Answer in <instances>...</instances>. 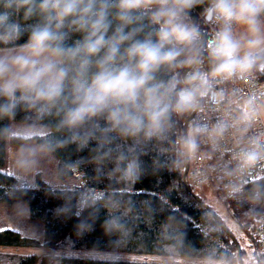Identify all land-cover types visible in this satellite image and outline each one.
<instances>
[{
    "label": "clouds",
    "instance_id": "1",
    "mask_svg": "<svg viewBox=\"0 0 264 264\" xmlns=\"http://www.w3.org/2000/svg\"><path fill=\"white\" fill-rule=\"evenodd\" d=\"M258 74L264 0H0V121L13 122L0 128V138L20 143L22 173L74 144L92 153L98 173L131 184L143 174L150 146L160 156L174 152L171 167L179 169L206 142L212 153L231 157L220 171L226 195L236 199L249 174L264 169V130L256 128L264 120V88L237 100L224 86ZM205 110L219 116L202 119ZM186 116V131L173 139L177 118ZM233 134L229 150L223 145ZM103 199L89 190L74 211L66 205L58 212L79 216ZM247 202L264 220L256 209L264 182L251 186ZM105 230L126 234L117 216ZM166 251L167 264H257L250 253L217 247L190 259L175 245Z\"/></svg>",
    "mask_w": 264,
    "mask_h": 264
},
{
    "label": "trees",
    "instance_id": "2",
    "mask_svg": "<svg viewBox=\"0 0 264 264\" xmlns=\"http://www.w3.org/2000/svg\"><path fill=\"white\" fill-rule=\"evenodd\" d=\"M201 11V8L194 9L193 18L198 19ZM26 40L27 35L17 43ZM255 78L264 86V75L258 74ZM23 116L24 113L18 114L16 120L21 121ZM187 118H177L173 139L186 131ZM9 122L0 121V128ZM7 143L8 140L0 138V167L5 164ZM51 155L56 160L53 173L57 181L66 182L72 168H76L87 184L104 189V199L85 208L79 216L63 214L58 209L66 205L75 210V189L61 183L50 184L38 172L32 183H24L0 170V203L9 205L22 201L28 207V218L42 223L39 238L21 235L16 229L1 228L0 264H167L107 259L97 255L103 251H115L168 256L166 249L172 245L186 259L201 250L217 247L235 251L241 256L250 253L257 264H264L256 239L257 219L249 213L252 206L247 202L251 186L264 182V177L244 182V195L236 199L218 191L238 226L237 235L213 207L194 192L187 181V174L183 179L185 166L179 169L171 167L174 152L160 156L150 146L147 154L142 156L143 174L131 184L98 173L92 153L87 149L78 151L74 144ZM111 168V164L106 165L105 173ZM212 185L216 188L214 183ZM256 209L262 214L264 204L257 205ZM111 216L121 218L126 234L106 232L105 221Z\"/></svg>",
    "mask_w": 264,
    "mask_h": 264
},
{
    "label": "built area",
    "instance_id": "3",
    "mask_svg": "<svg viewBox=\"0 0 264 264\" xmlns=\"http://www.w3.org/2000/svg\"><path fill=\"white\" fill-rule=\"evenodd\" d=\"M229 90L235 92V99L242 100L243 97L255 92L258 88H264L263 83L258 81L255 77L251 78L247 83L243 80L236 81L225 85ZM219 116V113L214 111L205 110L200 118L207 119L209 121H215ZM257 129L264 130V121L262 120L257 126ZM255 131V129L253 130ZM253 133H249L251 135ZM235 135H230L224 141V147L232 150L234 148ZM231 157L229 155H223L220 152L212 153L206 142L201 143V149L197 157L189 163L187 169V179L196 186L207 187L215 184L218 191L227 196L224 185L227 181L221 179V167L225 162L229 161ZM264 177V169L258 170L255 174H249L247 180H256ZM65 187L75 189L77 191V202L82 193H86L89 190H95L97 192L104 193V189L95 187L87 184L81 173L76 169L72 168L69 178L63 183ZM53 187V185H50ZM77 204V203H76ZM264 215V212L261 214ZM256 239L258 250L264 258V220H256L255 223Z\"/></svg>",
    "mask_w": 264,
    "mask_h": 264
},
{
    "label": "rangeland",
    "instance_id": "4",
    "mask_svg": "<svg viewBox=\"0 0 264 264\" xmlns=\"http://www.w3.org/2000/svg\"><path fill=\"white\" fill-rule=\"evenodd\" d=\"M16 122H20V121L16 120ZM10 123H13V122L10 121L9 124ZM51 156H52L51 154L41 156L39 160L38 168L36 170H40L44 172L45 174L44 177L50 180L49 182L47 181L48 183L53 184V185H56V183L63 184L65 183L64 181L59 182L57 180H53V181L51 180L52 178L51 175L54 174L53 172H54V167H55V162H54L55 159L52 158L53 156L52 157ZM14 168H17L16 165ZM8 169L9 168H7V171L10 172ZM35 172L36 171H34V173ZM187 181L189 182V184L191 183L189 179H187ZM190 186L193 188L194 192L202 196L204 201L208 203L210 206H212L213 209L222 217L225 223L237 235H239L238 226L236 225V223L230 216L229 210L224 206L220 198V195H218L219 193L218 190L213 185L207 186L205 188L203 186H196L191 183ZM12 207L14 208H12L11 211H2L1 216H5L6 214L10 213L12 217L15 216V223L13 222L11 223L10 221H8L6 224H8L10 227H11L10 224H12L21 235L32 236L33 238H36V237L39 238L42 234V223L38 221H34L36 223L31 222V220L28 218L27 215L24 216L23 214L24 212H22V209H20L19 206H12ZM4 219L6 218L4 217ZM19 219L21 221H19ZM97 256L107 258V259L129 260V261H140V262H143V261L167 262V258H168V256H164V255L131 254V253H126V252H115V251L114 252H111V251L104 252L103 251V252L98 253Z\"/></svg>",
    "mask_w": 264,
    "mask_h": 264
},
{
    "label": "crops",
    "instance_id": "5",
    "mask_svg": "<svg viewBox=\"0 0 264 264\" xmlns=\"http://www.w3.org/2000/svg\"><path fill=\"white\" fill-rule=\"evenodd\" d=\"M19 148H20V144H14V143L8 141L7 148H6V160H5V164L2 167H0V170L3 171V172H7L9 174H12L18 180H20L21 182H24V183H32L33 180H34V174L36 172H40L39 173V176L43 180L49 182L50 180H48L46 177H44V175H45L44 172H42L40 170H36L35 173L34 172H30V173L26 174V173L20 172L17 168H14L15 165H16L17 152H18ZM52 158H54V157H52ZM54 162L56 163V160H54ZM7 168H9L8 170L10 172L7 171ZM53 175H51L52 176V178H51L52 181L53 180H56L55 176L53 177ZM12 206H19L20 209H22V212H24L23 213L24 216H26V215L28 216V207H27V205L25 203H22L21 201L14 202L13 204H9V205L8 204L0 203V229L1 228H11V229H15V227L12 224H10L11 227L8 224H6L8 221H10L11 223L12 222L15 223V216L12 217L10 215V213L6 214L5 216H1L2 211H11L12 208H14ZM16 208H18V207H16ZM4 217L6 219H4ZM19 221H21V220L19 219ZM31 222H34V221H31ZM34 223H36V222H34Z\"/></svg>",
    "mask_w": 264,
    "mask_h": 264
},
{
    "label": "water",
    "instance_id": "6",
    "mask_svg": "<svg viewBox=\"0 0 264 264\" xmlns=\"http://www.w3.org/2000/svg\"><path fill=\"white\" fill-rule=\"evenodd\" d=\"M192 117H188L186 119V122H185V129L187 127V124L191 121ZM187 169H188V164L185 165V170H184V173H183V179H185L186 177V174H187Z\"/></svg>",
    "mask_w": 264,
    "mask_h": 264
}]
</instances>
